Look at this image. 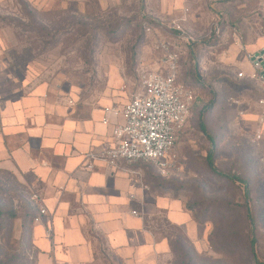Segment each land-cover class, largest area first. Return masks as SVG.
Wrapping results in <instances>:
<instances>
[{
	"label": "rangeland",
	"instance_id": "rangeland-1",
	"mask_svg": "<svg viewBox=\"0 0 264 264\" xmlns=\"http://www.w3.org/2000/svg\"><path fill=\"white\" fill-rule=\"evenodd\" d=\"M146 2L0 0V101L44 85L53 103L86 117L106 92L111 67L128 76L135 97L142 91V73L160 65L157 41L170 43L180 56L179 81L195 92L196 100L170 167L161 171L153 163H141L145 183L155 193L182 200L198 221L207 219L204 210L210 203L214 214L225 201L244 202L249 193L255 248L264 264V141L255 142L253 124L242 119L234 104L253 90L238 78L247 65L234 33L245 46L264 47V0H198L195 8L185 10L188 19L181 27L148 16ZM146 22L154 32L146 31ZM211 150L218 168L242 178L247 188L212 175L207 164ZM34 192L17 175L0 169V264L36 262L32 234L41 213L32 200ZM218 201L222 203L216 207ZM160 223L166 234H178L162 215ZM244 236L241 226L239 237ZM102 250L97 264H114L107 247ZM202 255L208 264H246L238 255Z\"/></svg>",
	"mask_w": 264,
	"mask_h": 264
},
{
	"label": "crops",
	"instance_id": "crops-1",
	"mask_svg": "<svg viewBox=\"0 0 264 264\" xmlns=\"http://www.w3.org/2000/svg\"><path fill=\"white\" fill-rule=\"evenodd\" d=\"M197 4L198 0H147L146 7L153 19L181 27L188 19L185 10ZM239 80L253 87L250 95L238 97V110L253 124L255 134L264 114L257 104L264 91L248 77ZM128 81L124 72L111 67L106 92L82 118L68 106L53 103L44 85L0 101V169L22 179L48 211L34 221L35 264H97L104 246L114 264H172L174 254L163 235L161 215L169 226L184 232L199 254L219 258L208 241L212 226L197 223L182 200L151 191L142 162L100 159L113 147L114 129L134 98Z\"/></svg>",
	"mask_w": 264,
	"mask_h": 264
},
{
	"label": "built area",
	"instance_id": "built-area-1",
	"mask_svg": "<svg viewBox=\"0 0 264 264\" xmlns=\"http://www.w3.org/2000/svg\"><path fill=\"white\" fill-rule=\"evenodd\" d=\"M144 27L148 33L155 30L148 22ZM215 29L218 32L221 30L218 22ZM234 36L237 47L251 68L249 75L241 71L238 78L248 77L260 84L264 91V49L249 52L241 36L238 33ZM155 50L159 56V69L142 73V91L121 113L123 120L114 129L113 147L101 153L100 159L104 162H150L161 171H166L172 164L170 156L187 126L196 94L180 83V56L171 44L158 40ZM234 104L240 106V100H235ZM257 104L264 109V98L259 99ZM257 124L254 140L259 143L264 135V114L259 116ZM32 200L42 215L48 214L37 193H33Z\"/></svg>",
	"mask_w": 264,
	"mask_h": 264
},
{
	"label": "trees",
	"instance_id": "trees-1",
	"mask_svg": "<svg viewBox=\"0 0 264 264\" xmlns=\"http://www.w3.org/2000/svg\"><path fill=\"white\" fill-rule=\"evenodd\" d=\"M201 132L204 135H208L206 125L204 122L200 123ZM213 147H215L214 141L208 138ZM214 150H211L207 156V164L215 178H223L231 184H243L246 188L247 184L239 176L226 173L218 168L214 162ZM244 202H237L235 204L230 201L224 202L223 210H216L214 214L209 212L210 208H214L215 205L210 203V206L205 208L204 213L207 215L206 220L195 221L199 224H209L212 226V230L208 237L209 245L213 252L221 255L223 258L228 257L232 259L233 256H241L243 258L242 262L249 264L253 262L254 264H263L260 262L259 252L255 248L256 240L254 238V223L251 212V202L249 199V193L246 192L244 197ZM222 202H217L216 207L220 206ZM37 207V206H36ZM194 215L192 208H187ZM243 211L241 214L240 211ZM242 215V216H241ZM3 217V213L0 208V219ZM241 221L243 224H241ZM241 226H243L245 236L239 237V231ZM178 234H166L163 233L171 241L172 252L174 254L175 262L173 264H208L202 260V254H199L192 242L186 237L184 232L175 226H171ZM184 238V239H183ZM222 239L226 241L225 245L222 244ZM226 246L227 251L224 249ZM106 258V257H105ZM222 259V258H221ZM220 261V259H215ZM110 264H112L109 261ZM212 264H222L220 262H213Z\"/></svg>",
	"mask_w": 264,
	"mask_h": 264
}]
</instances>
